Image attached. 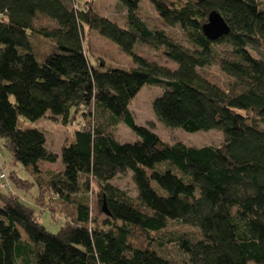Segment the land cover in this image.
Returning a JSON list of instances; mask_svg holds the SVG:
<instances>
[{"label": "trees", "instance_id": "obj_1", "mask_svg": "<svg viewBox=\"0 0 264 264\" xmlns=\"http://www.w3.org/2000/svg\"><path fill=\"white\" fill-rule=\"evenodd\" d=\"M142 1L117 0L122 26L93 0H0V149L31 174L7 171L0 157V264H179L157 236L173 221L198 228L168 237L184 264H264V58L252 53L264 45V0H150L155 24L141 14ZM213 10L231 27L217 40L203 31ZM41 16L52 24L37 25ZM86 26L133 55L135 65L91 56ZM176 26L184 39L173 36ZM137 42L161 48L177 66L136 54ZM213 64L232 78L227 87L201 73ZM146 84L164 88L153 103L164 124L217 128L222 144L170 143L139 123L131 104ZM49 113L64 125L90 120L64 141V168L42 174L34 168L59 155L44 131L20 118ZM120 123L140 138L121 141ZM129 173L136 196L113 182ZM35 187L30 200L62 219L58 232L25 201L22 193ZM17 227L25 237L12 240L7 233ZM135 228L146 234V248L130 243Z\"/></svg>", "mask_w": 264, "mask_h": 264}, {"label": "rangeland", "instance_id": "obj_2", "mask_svg": "<svg viewBox=\"0 0 264 264\" xmlns=\"http://www.w3.org/2000/svg\"><path fill=\"white\" fill-rule=\"evenodd\" d=\"M89 1V0H81ZM96 8L104 15L110 16L111 19L117 21L120 25L124 26L125 16L121 10L120 6L116 7L117 0H93ZM115 1V2H114ZM142 11L141 14L144 18H146L150 23L155 24L159 23L158 13L155 10L153 4L150 0L142 1ZM108 12V13H107ZM113 16V17H111ZM41 24H52V22L41 16L38 20L37 25ZM173 34V36L178 39H184V34L182 29L179 26L169 28ZM85 44L87 51L92 55H97L99 57H103L106 61L116 66H120L123 68H131L135 65L133 55L125 52L119 44L110 38L102 35L98 30L89 28L86 26L85 33ZM220 49L224 55H232V49L228 45H221ZM134 51L136 54H140L147 59L157 61L161 64L170 66L175 68L177 64L170 60L166 54L159 47H152L148 44L137 42L134 46ZM252 53L255 56L264 58V45H262L259 51H255L252 49ZM93 59V58H92ZM94 60V59H93ZM201 73L208 78L209 80L227 87L232 81V78L228 76L218 64L208 65L200 69ZM164 92V88L157 85H149L146 84L140 90V92L135 96L132 101L131 109L139 123L149 126L155 132H157L164 140L175 143V142H184L190 146H198L202 147L205 145H220L223 142V132L217 128H213L210 130H200L195 132H190L185 130L182 127H170L164 124L157 117L154 110V100L162 95ZM51 114H47L46 117H43L37 121H30L24 117L20 118L21 125L25 128H37L45 132L47 137V146L55 153H57L58 159L55 163H44L40 162L35 168L34 171L42 174H46L50 171H58L64 168V164L61 160L62 146L64 141L68 137L72 139V133L76 127H80L81 123L84 121H89L90 117H83L81 123H73L64 125L60 120L53 119ZM116 134L121 141H137L140 137L125 123H120L118 128L116 129ZM2 163L7 164L6 170L9 168L18 169V174L21 177L29 178L31 177L30 171L22 165H14L10 159V153L7 150H3V156L1 158ZM0 161V162H1ZM132 174V172H131ZM131 174L119 175L114 178L113 182L124 190L128 191L131 195H137L136 185L133 182ZM37 192L36 187L31 190L30 193H22L26 194L25 201L28 204L35 205L30 199ZM36 210L40 215V220L46 226V228L52 232H58L60 227L62 226V219L52 218L51 213L48 211L42 210V208L36 206ZM193 232L198 234V228L183 224L178 221L171 222L170 226L167 228L165 233H161L158 236L159 241L164 242V246H160V250L169 256L173 261L184 264L185 256L180 251L177 244L172 241H169L168 237H173L176 234H180L183 232ZM7 236L16 240L20 237H25V232L22 228L17 227V229L9 231ZM130 243L134 247L146 248L148 246V238L146 234H144L140 229L135 228L134 234L130 239ZM153 247L159 248L158 245Z\"/></svg>", "mask_w": 264, "mask_h": 264}, {"label": "water", "instance_id": "obj_3", "mask_svg": "<svg viewBox=\"0 0 264 264\" xmlns=\"http://www.w3.org/2000/svg\"><path fill=\"white\" fill-rule=\"evenodd\" d=\"M204 33L212 40L230 33L231 27L225 17L217 10L210 12L208 21L203 25ZM104 211L109 213L107 205H104Z\"/></svg>", "mask_w": 264, "mask_h": 264}, {"label": "built area", "instance_id": "obj_4", "mask_svg": "<svg viewBox=\"0 0 264 264\" xmlns=\"http://www.w3.org/2000/svg\"><path fill=\"white\" fill-rule=\"evenodd\" d=\"M2 156V152H1V149H0V157ZM0 177L1 178H5L6 177V174L4 173V172H2L1 174H0ZM3 186H7V183L6 182H2L1 183Z\"/></svg>", "mask_w": 264, "mask_h": 264}, {"label": "crops", "instance_id": "obj_5", "mask_svg": "<svg viewBox=\"0 0 264 264\" xmlns=\"http://www.w3.org/2000/svg\"><path fill=\"white\" fill-rule=\"evenodd\" d=\"M114 2H115V1H114ZM107 13H108V12H107ZM111 17H113V16H111ZM42 162L49 164V162H45V161H42ZM50 164H51V163H50Z\"/></svg>", "mask_w": 264, "mask_h": 264}]
</instances>
